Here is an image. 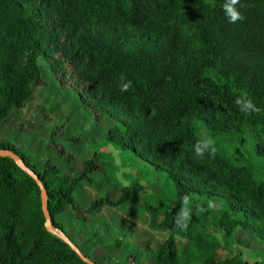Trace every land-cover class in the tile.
Wrapping results in <instances>:
<instances>
[{"label":"trees","instance_id":"16d2710c","mask_svg":"<svg viewBox=\"0 0 264 264\" xmlns=\"http://www.w3.org/2000/svg\"><path fill=\"white\" fill-rule=\"evenodd\" d=\"M226 2L0 0V127L35 102V87H49L41 60L63 90L77 92L95 122L115 124L79 159L68 146L79 147L80 137L60 141L67 124L51 131L41 161L0 138V151L20 157L44 185L55 229L89 261L112 264L110 257L92 259L60 218L74 212V221L88 223L103 209L125 208L138 198L156 230L182 236L187 257L181 260L170 236L156 252L150 240L144 252L132 250L127 264H142L147 254L154 264H252L242 254L219 261L222 246L199 215L213 199L227 204L218 224L225 249L240 227L264 243V180L242 162L247 145L264 158V0H239L243 19L235 23L225 16ZM121 75L133 81L128 92L118 90ZM238 98L260 111H242ZM38 114L52 121L49 108L38 105L32 117L17 122L16 136L38 135ZM200 128L207 138L198 136ZM209 139L210 148L195 157L194 145ZM228 141L230 149L223 145ZM105 147L129 155L131 166L153 169L161 193L147 194L129 175L123 183ZM56 159L80 169L79 175ZM94 176L120 195L83 208L77 193L85 183L94 185ZM0 264H89L47 230L40 187L10 157H0Z\"/></svg>","mask_w":264,"mask_h":264},{"label":"rangeland","instance_id":"374dc122","mask_svg":"<svg viewBox=\"0 0 264 264\" xmlns=\"http://www.w3.org/2000/svg\"><path fill=\"white\" fill-rule=\"evenodd\" d=\"M41 67L44 72V78L49 82V87L42 89L35 87V102L27 107L25 111H22L19 114H14L7 123L0 127V138L4 141H12L16 143L23 149V151H25V153L32 155L37 160L41 161L40 157L43 155V151L51 131L57 128V125L67 124L64 136L60 141L65 139L66 136L80 137L82 139V144L79 147L71 145L68 146V150L79 159V156L83 157L81 149L90 148V145L99 142L102 138H107L109 136L110 129L113 128L115 124L113 121L108 120L107 123L101 127L97 122H95V114L93 112L91 113L86 111L85 105L80 100L75 90H63L59 79L52 72V68L48 62L41 60ZM38 105L49 108L52 121L45 115L38 114L36 115L38 119L35 123L38 135L33 137L25 136L26 138L16 136L14 127H16L17 122L20 123L19 121L21 117H32L31 115L36 113ZM198 136L205 139L208 137V132L204 128H200L198 130ZM223 145L230 149L232 144H229L228 141L227 144ZM76 149L78 150L79 156L74 153ZM103 151L108 155L109 159L119 167L118 178L123 183H129V181L126 180V176L129 175L134 178H138L141 181V184L146 188L147 194L152 195L161 193L162 183L160 181V176H155L153 174V169L150 170L141 162L137 164V167L131 166L132 162L130 156L122 154V152L113 147H105V149L103 148ZM242 162L253 169L257 180H264V158L259 157L256 154L254 145H247L245 147ZM56 163L63 169V163L67 162L66 160L56 159ZM84 194L94 202L103 195L102 186L88 187L83 190V195ZM196 203L197 199H195V204ZM226 206V202L219 199H213L208 202V212L202 210L199 211L200 220L206 231L216 238L215 240H217L222 246V249H220L219 261H225L226 258L230 256L242 254L244 261H248L252 264L264 263L263 241L253 238L250 232L246 231L242 227L234 233L233 238L229 242V249H225V246L228 243L224 240L222 236L223 234L218 229V224L224 214ZM134 209L136 211L134 213L132 210H129V212L123 211L120 212V214L129 218L127 221L130 223L131 229L133 231L135 229L137 232V238L134 239L132 234H130V237L125 239L124 234L115 228L122 226L120 220L115 219L116 225L112 226L109 222H105L106 226L102 230H92V227L84 228L83 237H85V239L80 241L81 244L79 243L81 248L89 254L92 259L103 261L105 258L110 257L112 258V264H127L128 256L131 254L132 250L144 252L145 248L143 250V247H145L146 242L149 240L151 241L152 248L157 249L162 242H165L168 239V237L173 236L179 244L181 260L184 261L187 257L186 248L184 246L186 241L182 238V236L174 232L165 233L156 230L154 228L155 222L153 219L151 217H146V208L142 198H139V206ZM113 211L120 210L112 209V212ZM72 214L74 215V212L66 214L63 218L67 230L75 228V226L70 225V223H75L72 219ZM162 219L163 218H160L161 221ZM94 226L96 227L95 224ZM144 230L146 231L144 232ZM98 233L102 235L104 234L103 236H105L103 237V243L105 244L104 250L101 248L99 243L93 244L94 238L98 235ZM86 236H90V239H87ZM106 238L110 239V241ZM80 239L81 238H78V240ZM122 240L123 242H121ZM143 264H152V262L146 260Z\"/></svg>","mask_w":264,"mask_h":264},{"label":"crops","instance_id":"0c3cea01","mask_svg":"<svg viewBox=\"0 0 264 264\" xmlns=\"http://www.w3.org/2000/svg\"><path fill=\"white\" fill-rule=\"evenodd\" d=\"M15 128V131H16V127ZM22 138H26V137H22ZM103 139V138H102ZM83 154H86L87 152H89L87 149H81ZM74 153L78 154V150L76 149L74 151ZM43 158V157H42ZM44 161V160H42ZM62 164V163H61ZM63 169H65V171L69 172L70 174L72 175H79L80 173V169H78V171H73L72 169H70L68 163H63ZM75 172V173H74ZM95 180H97V182L94 184V185H91V184H83L79 190V192L77 193V197H78V200H79V203L81 205V207L83 208H87L90 206V204L93 202L91 199H89L88 197L85 196V194L83 195V190L87 189L88 187H97L99 185L102 186V191H103V195L101 197H106L109 196L110 194H114L116 198L119 197L120 193L118 191H116L114 188V186H112L111 184H106V185H102L101 183V178L99 176H94ZM82 198V199H81ZM139 206V198L138 199H135L133 200L132 202H130L129 204H127V206L125 208H119L117 210H120V211H113V212H116V213H113L112 212V209L113 208H105L103 209L99 214H97L96 216L92 217L88 223H80V222H76L74 221L75 223H70L71 226H75V228H73L72 230H67V227H66V230L67 232L70 234V236L72 237V239L77 242L78 244L85 239V237H83V233H84V228H87V227H92V230H96V229H104V227L106 226L105 222H109L110 225H116V222H115V219H118L120 220L121 222V227H115L119 232L123 233L124 236L126 233H129L132 234V237L135 239L138 237V234L137 232L134 231L131 229L130 227V223L127 221L129 218H127L126 216H123L122 214H120V212H123V211H127L129 212V210H132V212H136L135 211V207ZM113 214V215H111ZM101 216V217H100ZM116 217H119V218H116ZM146 217H150L149 215L146 214ZM64 216H62L60 218V220H63ZM105 218V219H104ZM74 220V218H72ZM94 224L96 225V227L94 226ZM140 227V226H139ZM138 227V229H139ZM109 228V227H108ZM109 230V229H108ZM141 231H143L142 229H140ZM107 231V230H106ZM104 231V232H106ZM146 230H144L145 232ZM81 232V234H80ZM101 232V231H100ZM99 232V233H100ZM149 232V231H147ZM162 232H165V231H162ZM94 238V241H93V244H100L101 248L104 250L105 248V244L103 243V236L102 234H99ZM166 233V232H165ZM107 235V234H106ZM87 237V236H86ZM78 238H81L80 240H78ZM169 238V237H168ZM87 239H90V236L87 237ZM107 239V238H106ZM108 241H110V239H107ZM166 242V241H165ZM165 242H162L161 245H159V247L157 249L153 248L154 251H158ZM79 244V245H80ZM151 255V256H150ZM146 260L152 262V264H154V255L152 254H147V257H146ZM146 260L143 262L145 263ZM142 263V264H143Z\"/></svg>","mask_w":264,"mask_h":264},{"label":"clouds","instance_id":"9594fccd","mask_svg":"<svg viewBox=\"0 0 264 264\" xmlns=\"http://www.w3.org/2000/svg\"><path fill=\"white\" fill-rule=\"evenodd\" d=\"M239 3V0H227L224 4L223 9L225 16L229 23H235L238 20H242V14L240 10L236 7ZM133 87V81L131 79H127L123 75L119 77L118 80V90L122 93L128 92ZM237 105L241 107V110L247 112L249 110L252 111H260L259 108L252 103L251 100L247 99H240L236 100ZM212 141L209 140H202L201 142L194 145V156L195 157H202L204 152L210 148ZM214 151V149H213Z\"/></svg>","mask_w":264,"mask_h":264},{"label":"water","instance_id":"95a60500","mask_svg":"<svg viewBox=\"0 0 264 264\" xmlns=\"http://www.w3.org/2000/svg\"><path fill=\"white\" fill-rule=\"evenodd\" d=\"M0 157H10L12 158L20 168H22L24 171H27L31 177H33L35 179V181L37 182L38 186L40 187L41 191H42V202H43V211L45 213V217H46V228L47 230L54 234L57 235L58 237H60L61 239H63V241L67 244H69L71 246V248L81 256V258L89 263V264H96L95 262L89 261L88 259H86L81 251L61 232H59L57 229H55L53 223H52V219L50 216V212H49V206H48V194L47 191L44 187V185L42 184V182L39 180V178L31 171L28 170L27 166L25 165V163L20 159V157H18L17 155H15L14 153L10 152V151H0Z\"/></svg>","mask_w":264,"mask_h":264}]
</instances>
